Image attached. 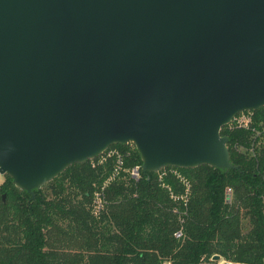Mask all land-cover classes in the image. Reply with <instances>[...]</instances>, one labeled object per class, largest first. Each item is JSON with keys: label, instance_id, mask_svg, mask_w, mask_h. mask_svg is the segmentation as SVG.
<instances>
[{"label": "water", "instance_id": "obj_1", "mask_svg": "<svg viewBox=\"0 0 264 264\" xmlns=\"http://www.w3.org/2000/svg\"><path fill=\"white\" fill-rule=\"evenodd\" d=\"M263 105L264 0H0V174L30 195L111 144L232 168L219 129Z\"/></svg>", "mask_w": 264, "mask_h": 264}, {"label": "trees", "instance_id": "obj_2", "mask_svg": "<svg viewBox=\"0 0 264 264\" xmlns=\"http://www.w3.org/2000/svg\"><path fill=\"white\" fill-rule=\"evenodd\" d=\"M248 118L219 129L229 169L166 166L158 177L139 168L134 179L128 170L141 160L125 143L69 165L32 195L2 175L0 264H264V105Z\"/></svg>", "mask_w": 264, "mask_h": 264}, {"label": "built area", "instance_id": "obj_3", "mask_svg": "<svg viewBox=\"0 0 264 264\" xmlns=\"http://www.w3.org/2000/svg\"><path fill=\"white\" fill-rule=\"evenodd\" d=\"M248 120H249V118L247 117L246 119H245V121H243V122H240V123H238L237 125H239V126H246V124H247V122H248ZM114 152V151H113ZM110 153H112V152H110V151H108L107 152V155H109ZM117 170H118V167H116L115 169H114V171H113V174L108 178V180L109 179H111L116 173H117ZM128 172H129V174H130V176L132 177V178H134V179H136L137 177H138V174H139V166L138 165H135V166H133V167H131L129 170H128ZM172 172H174L175 173V171H173L172 170ZM165 173V171L162 173V174H159L158 175V177H160L161 175H163ZM1 174H0V178H1ZM181 179V178H180ZM181 181L183 182V184L185 185V193L187 192V190H188V183H187V181H185L184 179H181ZM226 191H227V196H228V191H230L229 189H226ZM94 195H95V197L93 198V200H92V212H93V214H96V213H98V211L100 210V208H101V200H100V198L98 197V195H99V193H94ZM174 235L175 236H179V232H176V233H174ZM217 264H237V263H234V262H231V261H227V260H224V259H220V260H218V262H217Z\"/></svg>", "mask_w": 264, "mask_h": 264}, {"label": "rangeland", "instance_id": "obj_4", "mask_svg": "<svg viewBox=\"0 0 264 264\" xmlns=\"http://www.w3.org/2000/svg\"><path fill=\"white\" fill-rule=\"evenodd\" d=\"M248 117V111L245 113V112H240V113H237L232 119H231V121L233 122V123H235V124H238V123H240V122H243V121H245V119ZM230 121V122H231ZM229 122V123H230ZM127 145L129 146V147H132V143L131 142H128L127 143ZM110 152H113L114 151V149L112 148V149H110L109 150ZM162 168L161 169H159V170H157L156 172H157V174L159 175V174H162L164 171L162 170ZM2 180V177L0 178V181ZM230 191H228V198L230 197ZM92 207V206H91Z\"/></svg>", "mask_w": 264, "mask_h": 264}]
</instances>
